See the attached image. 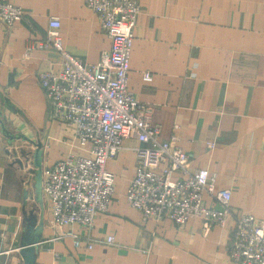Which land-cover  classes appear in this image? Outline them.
<instances>
[{"label": "crops", "instance_id": "0c3cea01", "mask_svg": "<svg viewBox=\"0 0 264 264\" xmlns=\"http://www.w3.org/2000/svg\"><path fill=\"white\" fill-rule=\"evenodd\" d=\"M6 1L27 14L11 29L0 19V264H26L23 247L35 225V264H236L228 253L234 216L264 219V0H140L129 88L153 106L160 137L177 134L192 168L209 169L218 189L232 191L233 216L207 232L200 217L184 226L169 217L143 221L130 205L126 191L142 145L136 137L125 138L107 161L115 193L94 227L54 221L37 185L36 145H42V167L71 151L85 152L76 147L74 127L49 116L39 81L40 71L61 70L60 53L29 46L45 37L51 16L61 21L65 49L88 64L97 63L112 41L85 0ZM14 137L34 144L24 150L28 163L18 156ZM205 201L219 206L208 195ZM70 231L81 235L80 245ZM109 234L112 244L105 241Z\"/></svg>", "mask_w": 264, "mask_h": 264}, {"label": "built area", "instance_id": "2783aa9c", "mask_svg": "<svg viewBox=\"0 0 264 264\" xmlns=\"http://www.w3.org/2000/svg\"><path fill=\"white\" fill-rule=\"evenodd\" d=\"M85 2L112 41L97 63L88 64L65 49L57 16L50 17L45 37L34 39L29 46L53 47L60 53L61 70L40 71L39 81L48 99L49 116L74 127L76 147L85 152L71 151L53 165L42 167L43 192L54 221L59 225L78 223L89 230L94 227L95 215L109 209L115 193V174L107 168V161L123 148L125 138L136 137L142 145L136 147L137 170L126 196L143 221L169 217L184 226L196 216L202 219L205 232L216 224L224 227L233 216L231 189H218L217 176L209 169L192 168L191 155L179 144L177 134L162 139L161 125L153 122V106L140 101L129 88L140 0ZM26 14L22 5L0 0V19L8 28ZM145 78L151 79V73L145 72ZM179 126L177 123L175 128ZM208 144L215 146L213 141ZM176 172L178 176H174ZM206 195L219 206L208 205ZM234 218L230 259L236 264H264V219L253 213ZM67 233L75 236L76 245L83 241L81 235ZM87 240V247L92 248V238ZM105 241L114 243L115 235L109 234Z\"/></svg>", "mask_w": 264, "mask_h": 264}, {"label": "water", "instance_id": "95a60500", "mask_svg": "<svg viewBox=\"0 0 264 264\" xmlns=\"http://www.w3.org/2000/svg\"><path fill=\"white\" fill-rule=\"evenodd\" d=\"M42 145H36L35 162L38 167V188L42 190ZM30 235V241L23 247V253L26 264H35L37 243L39 242V226H34Z\"/></svg>", "mask_w": 264, "mask_h": 264}, {"label": "rangeland", "instance_id": "374dc122", "mask_svg": "<svg viewBox=\"0 0 264 264\" xmlns=\"http://www.w3.org/2000/svg\"><path fill=\"white\" fill-rule=\"evenodd\" d=\"M16 135L17 134H19V133H17V132H15V131H13ZM17 136H19V135H17ZM16 136V137H17ZM16 137H14L15 139V143H14V145H17V147H16V149H18L19 151H18V156L20 157V158H23V160H26L27 161V163L29 162V158L28 157H26L25 156V154H24V152L27 150V149H32L33 147H34V144L32 143V142H28V141H26V139L24 138V137H18V138H16ZM25 150V151H24ZM23 154H24V156H23Z\"/></svg>", "mask_w": 264, "mask_h": 264}]
</instances>
